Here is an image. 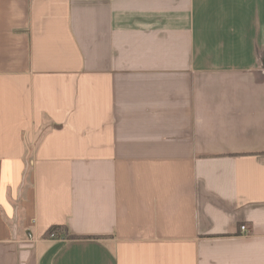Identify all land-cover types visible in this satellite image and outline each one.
Returning <instances> with one entry per match:
<instances>
[{"label": "crops", "instance_id": "1", "mask_svg": "<svg viewBox=\"0 0 264 264\" xmlns=\"http://www.w3.org/2000/svg\"><path fill=\"white\" fill-rule=\"evenodd\" d=\"M0 264H264V0H0Z\"/></svg>", "mask_w": 264, "mask_h": 264}, {"label": "trees", "instance_id": "2", "mask_svg": "<svg viewBox=\"0 0 264 264\" xmlns=\"http://www.w3.org/2000/svg\"><path fill=\"white\" fill-rule=\"evenodd\" d=\"M60 233L67 234V228L63 225H54L47 230L46 235L51 236L52 234H54V236H56L57 234ZM68 236L74 238V236L71 235Z\"/></svg>", "mask_w": 264, "mask_h": 264}, {"label": "built area", "instance_id": "3", "mask_svg": "<svg viewBox=\"0 0 264 264\" xmlns=\"http://www.w3.org/2000/svg\"><path fill=\"white\" fill-rule=\"evenodd\" d=\"M241 231L242 232H245V233H249V229H248L247 225H242L241 226ZM51 236L53 237L54 234H52Z\"/></svg>", "mask_w": 264, "mask_h": 264}]
</instances>
